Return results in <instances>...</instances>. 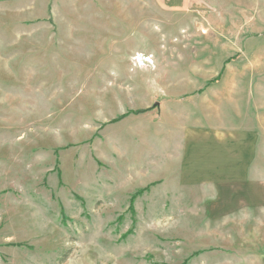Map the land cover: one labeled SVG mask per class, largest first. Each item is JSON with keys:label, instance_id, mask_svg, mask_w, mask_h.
I'll use <instances>...</instances> for the list:
<instances>
[{"label": "rangeland", "instance_id": "rangeland-1", "mask_svg": "<svg viewBox=\"0 0 264 264\" xmlns=\"http://www.w3.org/2000/svg\"><path fill=\"white\" fill-rule=\"evenodd\" d=\"M167 1L0 10V264H264V17Z\"/></svg>", "mask_w": 264, "mask_h": 264}, {"label": "crops", "instance_id": "crops-1", "mask_svg": "<svg viewBox=\"0 0 264 264\" xmlns=\"http://www.w3.org/2000/svg\"><path fill=\"white\" fill-rule=\"evenodd\" d=\"M3 1H8V2L5 3ZM179 1H182L184 10L191 15L195 14L196 10L198 11L202 9V7L199 5V2L197 0H168L167 1L168 3L166 4L168 6L177 5L178 3H180ZM216 1L217 2L215 3V5L217 6V8H222L223 12L227 15H232V16L242 15V16H247V17L263 16L264 17V0H231L233 3L221 2V0H216ZM213 2L214 0H212V3ZM15 8H16L15 0H0V10L4 11L3 14H11L12 11L14 12ZM230 10H233V11L230 12ZM160 109H161V106H160ZM262 125L264 128V122L262 123ZM263 163H264V152L262 153L260 152L259 157L256 156V158H253L250 161V174L249 175H250V180H252L253 182L264 183V164Z\"/></svg>", "mask_w": 264, "mask_h": 264}, {"label": "built area", "instance_id": "built-area-1", "mask_svg": "<svg viewBox=\"0 0 264 264\" xmlns=\"http://www.w3.org/2000/svg\"><path fill=\"white\" fill-rule=\"evenodd\" d=\"M136 61L138 64H142V65L145 64L144 62H147V63L150 62L148 58L146 59L144 57H138Z\"/></svg>", "mask_w": 264, "mask_h": 264}]
</instances>
